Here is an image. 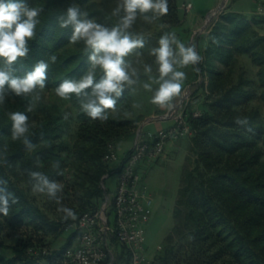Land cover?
Returning a JSON list of instances; mask_svg holds the SVG:
<instances>
[{
	"label": "trees",
	"instance_id": "trees-1",
	"mask_svg": "<svg viewBox=\"0 0 264 264\" xmlns=\"http://www.w3.org/2000/svg\"><path fill=\"white\" fill-rule=\"evenodd\" d=\"M171 1L168 0L169 9ZM26 2L43 11L36 36L28 42L27 56L20 58L14 67L16 75L23 76L40 60L49 62L47 90L55 91L63 79H79L90 66L85 46L80 42L69 43L71 27H59L58 17L68 6L84 7L89 18L108 27L118 22V17L112 15L118 3L115 0ZM139 23L147 22L138 15L133 26ZM202 38L203 46L196 50L202 59L192 66L195 74L202 77L199 85L209 97L208 112L200 116L190 112L186 118L192 129L188 137L195 153L194 165L182 175L173 208L174 224L158 260L168 262L177 243V253L184 259L182 264H264V111L250 106L258 100L264 107V15L247 19L227 7ZM53 54L57 56L55 63L49 60ZM239 55H246L257 67L253 80L244 71L234 79V64ZM95 71L98 81L103 73L98 68ZM185 74L191 77V72ZM122 96L117 99L115 111L107 110L106 121L90 119L75 95L71 97L76 107L74 115L55 103L39 99L35 106L39 118L29 125L28 132L35 147L26 151L21 140L11 138L9 113L26 111L32 97L8 95L5 104H0V179L7 181V188L18 198V203L11 205L7 216L0 214L6 222L26 219L37 226L56 228V223L30 201L19 183L30 182L26 170L40 171L54 181L62 178L53 165L58 161L59 171L67 165L59 154L69 150L62 136L74 119L79 123L68 164L79 179L84 198L74 209L76 219L84 211L98 207L97 198L104 197L99 182L105 174L114 173L103 160L108 144L117 146L123 137L135 135L130 122L120 112ZM111 211L112 204L106 212L108 219ZM76 219L70 218L69 224ZM77 233L72 229L65 242L50 254L38 250L35 255L32 249L27 252L26 243L6 246L14 254L9 261L38 264L40 259H45L48 264L55 261L74 264L63 253ZM111 241L116 242L114 236ZM119 246L118 264H129V252ZM1 247L5 246L0 242ZM108 260L107 255L103 264Z\"/></svg>",
	"mask_w": 264,
	"mask_h": 264
},
{
	"label": "rangeland",
	"instance_id": "rangeland-1",
	"mask_svg": "<svg viewBox=\"0 0 264 264\" xmlns=\"http://www.w3.org/2000/svg\"><path fill=\"white\" fill-rule=\"evenodd\" d=\"M188 1L193 4V8L190 10H185L183 7V4L187 0H172L168 15L151 23H139L130 29L132 33L142 36L145 40V46L142 49H137L133 54L126 57V59L132 62L133 67L137 69L139 80L131 88L124 89L123 96L119 102L122 108L120 112H123L125 118L130 122L132 134L134 133L136 135L137 131H155L158 128L167 127L173 123V118L176 114H182L187 118L190 112L195 116H200L208 112L207 104L209 97L207 96V92L200 87L199 82L202 81V77L195 74L192 65L178 69L183 72H191V77H186L183 81L181 93L178 95L184 96V98L179 100L178 96H176L171 101L172 106L175 101L179 102V108L171 118H155L156 116L166 114L169 107L160 108L152 104L151 97L153 93L145 90L143 87L144 83H151L149 76L158 78L155 57L150 55V50L158 46V40L161 35L165 32H173L185 45H194L195 49L200 51L204 43L202 36L206 34L210 25L218 17L220 12L226 10L230 4V0H225L223 8L215 12L208 24H205L207 15L219 6L223 0ZM82 10L84 11L85 8L82 7ZM194 13L202 16L199 24H195L192 20ZM80 43L84 45L82 41ZM136 53L140 54L137 55ZM146 64L152 67L150 74L144 72V65ZM98 70L102 71L99 68ZM256 70L257 67L251 64L250 59L246 55H239L234 64L233 77L236 79L239 72L244 71L246 76L253 80ZM251 85L254 86V83H251ZM157 87V84L152 83L153 90ZM37 95L39 99H43L48 103H55L60 109H66L73 115L75 114L76 107L71 99H61L56 95L54 90H41L38 88L35 93L31 94L33 111L28 115L30 124L36 123L39 118L35 110V106L39 100L35 98ZM250 106L259 108L261 113L264 111V107L258 100L252 102ZM78 123V119L71 120L62 136L67 142L69 150L61 152L59 157L64 158L67 165L62 171V178L56 180L62 188V191L58 193V196L61 198V203L73 210L78 208L84 199L83 189L78 185L79 179L70 164H68L70 159L69 151L76 137ZM135 135L133 137H123L116 143L119 159L131 147ZM194 158L195 153L191 150L189 137L184 136L176 140H168L158 159L148 162L141 160L138 164L139 185L145 187L146 191L150 193L152 200L150 218L145 226L144 257L147 264H182L184 260L177 253L179 250V244L177 243L174 254L170 255L171 258L168 262L159 261L158 256L162 254L165 238L174 224L173 208L182 175L186 168L194 165ZM116 181L117 174L114 173L105 177L103 181L102 179L100 180L99 185L104 190V197L103 199L97 198L96 202L98 207L96 209L104 207L103 211L106 210V202L111 201L116 191ZM19 184L24 189L30 201L38 206L49 220L56 223V228L37 226L28 222L26 219L9 224L0 215V242L5 246L0 248V264H24L21 261L10 262L9 260L14 254L6 246L26 243L28 245L27 252L32 249L35 255L38 250H42L44 254H50L65 242L66 237L72 230V227H68L70 218L65 219L64 214L57 211L60 205L55 200L49 199L46 194L33 192L30 182L21 181ZM113 212L111 211L109 215L110 223L113 220ZM108 247L115 258L114 264H118L119 244L109 241ZM67 261H63V263ZM38 264L48 263L47 260L40 259ZM54 264H56V261Z\"/></svg>",
	"mask_w": 264,
	"mask_h": 264
},
{
	"label": "clouds",
	"instance_id": "clouds-1",
	"mask_svg": "<svg viewBox=\"0 0 264 264\" xmlns=\"http://www.w3.org/2000/svg\"><path fill=\"white\" fill-rule=\"evenodd\" d=\"M43 9L30 6L26 0H0V104H5L9 94L16 97H26L46 87L49 62L40 60L33 69L23 76L16 75L15 63L27 56L28 42L35 38L39 17ZM169 12L168 0H118L112 15L118 17V22L108 27L89 18L78 5L71 4L58 17L59 27H71L72 34L69 43L83 42L87 54L89 68L79 79H63L55 93L61 99H71L76 96L81 110L92 120H107V110H116L117 99L125 88L137 84L139 74L132 62L126 57L137 49L145 46L142 36L130 31L138 15L146 22H153ZM163 27V25H162ZM139 55L140 53H136ZM155 57L158 78L149 76L151 83H144L145 90L153 93L151 103L160 108L171 107V101L181 93L186 74L178 69L189 65H197L201 56L194 45H185L173 32H165L158 40V46L150 50ZM51 63L57 60L56 55L49 57ZM102 70V77L96 80V69ZM144 72L150 74L152 67L144 65ZM152 83L158 85L153 90ZM37 100L39 96L35 97ZM27 110L9 113L11 120L12 140H21L25 150L31 151L35 145L28 136L30 119L27 113L33 111L29 103ZM67 118V117H65ZM244 124L246 121L238 120ZM7 162V161H6ZM58 175L59 162L53 165ZM35 193L46 194L49 199L60 205L58 212L65 219H76L73 209L64 206L58 193L61 185L50 180L40 171L26 170ZM18 203V198L7 188V181L0 179V214L7 216L12 204Z\"/></svg>",
	"mask_w": 264,
	"mask_h": 264
},
{
	"label": "built area",
	"instance_id": "built-area-1",
	"mask_svg": "<svg viewBox=\"0 0 264 264\" xmlns=\"http://www.w3.org/2000/svg\"><path fill=\"white\" fill-rule=\"evenodd\" d=\"M190 10L191 2L183 4ZM264 15V6L257 8ZM191 126L182 114H176L173 124L155 131H137L129 151L119 159L117 146L108 144L103 160L108 162L114 174H117L116 191L112 203L106 202L105 208L84 211L68 227L78 233L73 243L63 253L66 260L74 264H114V256L108 242L114 236L119 245L129 252V264H147L145 251V226L151 214V196L144 186L139 185L137 172L141 160L153 161L160 157L168 140L189 136ZM105 174L103 178L107 177ZM112 204L113 220L110 223L106 214Z\"/></svg>",
	"mask_w": 264,
	"mask_h": 264
},
{
	"label": "crops",
	"instance_id": "crops-1",
	"mask_svg": "<svg viewBox=\"0 0 264 264\" xmlns=\"http://www.w3.org/2000/svg\"><path fill=\"white\" fill-rule=\"evenodd\" d=\"M187 2H188V0H187ZM261 5L264 6V0H230L228 10L232 11V12L239 13V14L243 15L244 17H246L247 19H250L252 16H256V17H262L263 16V15L257 13V8ZM192 8H193V4H192L191 9ZM200 18H202V16H199L198 13L197 14L194 13L192 20H193V22H195V24H199ZM137 172H138V168H137ZM149 195H150V193H149Z\"/></svg>",
	"mask_w": 264,
	"mask_h": 264
},
{
	"label": "water",
	"instance_id": "water-1",
	"mask_svg": "<svg viewBox=\"0 0 264 264\" xmlns=\"http://www.w3.org/2000/svg\"><path fill=\"white\" fill-rule=\"evenodd\" d=\"M224 1L225 0H223L221 3H220V5L219 6H217L209 15H207V18H206V22H205V24H208V22L210 21V19H211V17H212V15L213 14H215V12H217L218 10L220 11V9L221 8H223V6H224ZM184 98V96H178V99L179 100H181V99H183ZM179 108V102H174V105L173 106H171L168 110H167V112H166V114H164V115H160V116H156L155 118H171L175 113H176V111H177V109ZM140 129V128H139ZM138 129V130H139ZM102 181H103V178H102Z\"/></svg>",
	"mask_w": 264,
	"mask_h": 264
}]
</instances>
